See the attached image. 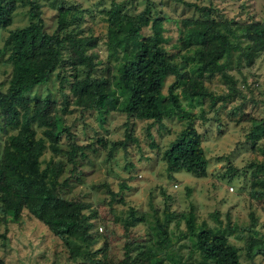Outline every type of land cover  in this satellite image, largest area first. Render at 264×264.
Listing matches in <instances>:
<instances>
[{"label":"trees","instance_id":"1","mask_svg":"<svg viewBox=\"0 0 264 264\" xmlns=\"http://www.w3.org/2000/svg\"><path fill=\"white\" fill-rule=\"evenodd\" d=\"M173 1L191 8L197 15L179 21V54L169 55L163 48L164 18L149 17L148 6L131 15L125 13L120 4L110 2L107 8L100 10L106 23L107 59L101 63L91 51L98 39L78 30V8L59 2L54 30L48 33L38 4L24 0L26 25L7 30L15 0H0V30H7L0 46V59L9 66L6 86L0 90V133L4 135L0 148L2 221L16 222L22 212L27 213L61 241L72 260L76 256L83 257L86 250L82 249L91 243L89 217L81 213L87 205L65 199L57 188L62 163L51 162L38 171L39 158L46 150L54 157L66 154L69 160L80 150L72 143L69 150L60 149L61 135L67 133L62 117L70 113L66 96H62L60 109L54 111V102L48 96L30 95L33 89L46 84L53 73L58 75L64 70L71 71L70 80L59 77V89L65 82L73 105L82 111H93L99 120L110 112H120L157 124L169 118L180 121L182 128L162 153L164 169L168 174L185 172L194 178L205 176L207 161L190 109L209 96L202 84L204 79L218 76L226 80L231 64L249 66L253 63L256 55L264 50V23L219 21L212 17L207 6ZM144 28L148 30L147 35H142ZM166 77H172V81L163 95L161 88ZM208 101L211 106L215 99L210 97ZM263 135L264 121H252L245 137L254 143ZM259 171L264 175V164L251 173L249 197L252 199L264 196V180L255 177ZM29 178L37 189L18 193L17 181ZM255 185L258 192L254 190ZM120 188L125 186L120 185ZM127 211L125 224L133 226L143 221L141 214L135 216L136 212ZM252 214H249L247 234L241 237L245 239L243 250L248 259L261 256L264 264V235L250 232L255 221ZM173 217L166 209L162 211V220L153 216L151 234L146 240L149 244L139 252L140 264H240L239 249L228 239L234 226L228 222L213 228L203 223L197 225L191 210L184 218L185 231L178 239L188 241L189 259L191 254L197 258L192 263L172 258L167 252L170 239L166 226ZM127 249L128 245H124L125 255ZM159 254L161 257L157 258ZM163 258L168 263L163 262ZM250 264L256 263L251 261Z\"/></svg>","mask_w":264,"mask_h":264},{"label":"rangeland","instance_id":"2","mask_svg":"<svg viewBox=\"0 0 264 264\" xmlns=\"http://www.w3.org/2000/svg\"><path fill=\"white\" fill-rule=\"evenodd\" d=\"M33 1L38 4L48 33L54 30L59 2L78 8V30L98 39L91 51L101 63L107 59L104 48L106 23L100 10L107 8L110 2L120 4L122 10L131 15L148 6L149 17L164 18L163 48L169 55L180 51L179 21L197 17L191 8L173 0ZM182 1L209 7L212 17L219 21L264 23V0ZM27 21L24 0H15L7 30L23 27ZM7 30H0V46ZM147 33L144 28L142 35ZM8 73V64L0 59L1 91L6 86ZM70 74L69 70L58 75L53 73L46 84L33 89L30 95L48 96L54 102V111L60 109L62 96H66L70 113L62 117L67 133L61 135L60 149L65 152L72 143L80 150L75 151L72 160L66 154L54 157L46 150L39 158L38 171L44 170L51 162L62 163L57 188L65 199L87 205L81 213L89 217L91 243L82 249L86 250L83 257L76 256L72 260L59 239L22 212L16 222L0 219V264H140L139 252L149 244L146 240L151 234L153 216L162 220L163 209L174 214L166 226L170 239L167 252L172 258L179 257L181 262L190 263L197 258L191 254L189 259L188 241L178 239V235L185 231L184 218L191 210L197 225L203 223L213 228L228 222L234 226L228 239L239 249L240 264H250L251 261L263 264L259 255L251 259L245 256V239L241 237L247 234L251 212L255 221L250 232L256 236L264 235V198H260L264 196L249 197L251 173L258 165L264 164V135L254 143L245 137L252 121H264V50L249 66L231 64L227 71L229 79L214 76L202 82L209 96L190 112L194 115L195 129L207 161L203 178H194L185 172L168 174L164 169L162 153L182 128L180 121L169 118L157 124L133 119L120 112H110L99 120L93 111H82L73 105L65 82L59 89V77L70 80ZM171 81L172 77L164 78L163 95ZM210 97L215 99L211 106ZM3 140L4 135L0 133V148ZM255 174L258 180H264L261 171ZM29 176L33 177L31 172ZM31 178L17 181L15 189L18 193L37 189ZM120 185L125 188L121 189ZM254 190L258 192L257 185ZM127 210L136 212L135 216L141 214L143 221L133 226L125 224ZM124 245H128L126 255ZM163 262L168 263L164 258Z\"/></svg>","mask_w":264,"mask_h":264},{"label":"built area","instance_id":"3","mask_svg":"<svg viewBox=\"0 0 264 264\" xmlns=\"http://www.w3.org/2000/svg\"><path fill=\"white\" fill-rule=\"evenodd\" d=\"M229 191H230V188H229Z\"/></svg>","mask_w":264,"mask_h":264}]
</instances>
